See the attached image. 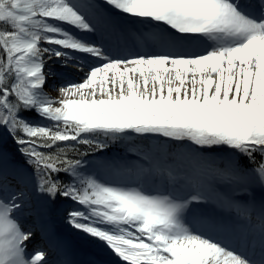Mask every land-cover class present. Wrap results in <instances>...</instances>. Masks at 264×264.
<instances>
[{
    "label": "snow or ice",
    "instance_id": "snow-or-ice-1",
    "mask_svg": "<svg viewBox=\"0 0 264 264\" xmlns=\"http://www.w3.org/2000/svg\"><path fill=\"white\" fill-rule=\"evenodd\" d=\"M53 213L113 264H264V0H0V264H91Z\"/></svg>",
    "mask_w": 264,
    "mask_h": 264
},
{
    "label": "bare ground",
    "instance_id": "bare-ground-1",
    "mask_svg": "<svg viewBox=\"0 0 264 264\" xmlns=\"http://www.w3.org/2000/svg\"><path fill=\"white\" fill-rule=\"evenodd\" d=\"M48 92H49V94L50 95H52V96H57V93L55 92V91H52L51 89H48ZM52 230L54 231V228H52V225L51 224H46V228L44 229V231L47 233L46 234V236L44 237V239L46 238V239H49V240H52V243H56V245H59V246H63L64 248H65V246L64 245H67V246H75V243L72 241V240H70L68 237H67V235H65V234H57L56 233V240H54L53 239V237H51V235H52ZM35 238H38L37 236H35ZM35 238H34V241H33V244L37 241V240H35ZM31 247V246H30ZM57 247V246H56ZM30 250H31V248H30ZM79 252H84L85 254H88L89 252H88V250H86V249H75L74 251H72L68 256H67V258L69 259V260H73V259H76V255L79 253ZM91 260V261H94L95 260V258L93 257V256H89V257H87L86 258V260ZM87 260V261H88Z\"/></svg>",
    "mask_w": 264,
    "mask_h": 264
},
{
    "label": "rangeland",
    "instance_id": "rangeland-1",
    "mask_svg": "<svg viewBox=\"0 0 264 264\" xmlns=\"http://www.w3.org/2000/svg\"><path fill=\"white\" fill-rule=\"evenodd\" d=\"M157 139H158V138H157ZM154 143L156 144V141H155ZM102 159H103V157H102ZM55 215H56V213H53V214L50 216V218L48 219L47 222H51V220L54 219V216H55ZM25 219H26V220H29V221H32V219H31V218H27V216H26ZM81 234H82V233H81ZM82 235H84V234H82ZM84 236L86 237L87 241H92L91 238L87 237L86 235H84Z\"/></svg>",
    "mask_w": 264,
    "mask_h": 264
}]
</instances>
